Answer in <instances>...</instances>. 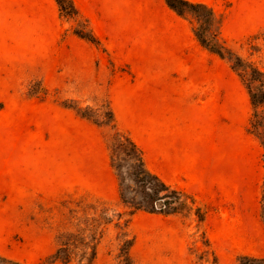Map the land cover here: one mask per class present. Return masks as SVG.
<instances>
[{"label":"rangeland","instance_id":"rangeland-1","mask_svg":"<svg viewBox=\"0 0 264 264\" xmlns=\"http://www.w3.org/2000/svg\"><path fill=\"white\" fill-rule=\"evenodd\" d=\"M73 1L100 40L99 47L72 34L75 26L83 28L82 20L63 16L55 0H0V64L8 78V93L0 95V154L26 155L40 164L34 170L40 175V199L35 198L34 206L20 209L15 225L9 222L7 209L0 207V254L27 264H47L60 231L85 228L72 218L71 210L78 200L92 198L81 185L88 172L105 161L122 166L124 181L120 186L112 169L117 198L107 202L114 210L109 214L111 224L87 226L89 235L104 234L93 264H114L115 238L127 220L134 239L130 256L139 264H213L214 259L217 264H238L240 256L264 257L262 192L244 215L197 203L180 215L135 211L129 216L120 193L143 206L150 202L131 180L132 152L117 145L109 128L92 122L107 123L108 108L113 110V102L129 87H200L215 72L218 78L232 73V87L247 93L244 83L250 71L240 78L226 60L200 49L193 31L201 23L191 12L183 18L192 29L189 41L182 33L152 30L141 17L129 24L115 19L111 5L101 0ZM214 13L225 45L245 62L264 69V0H242L235 6L224 1ZM205 31L211 42L214 26L209 20ZM254 113L255 132L264 141V132L257 128L264 110L254 112L251 106L250 118Z\"/></svg>","mask_w":264,"mask_h":264},{"label":"crops","instance_id":"crops-1","mask_svg":"<svg viewBox=\"0 0 264 264\" xmlns=\"http://www.w3.org/2000/svg\"><path fill=\"white\" fill-rule=\"evenodd\" d=\"M101 1L111 5L110 14L115 19L129 24L141 17L152 30L182 33L192 41L188 21L170 10L164 0ZM185 1L215 11L224 1L235 6L242 0ZM2 72L0 64V95L8 93V78ZM217 76L215 72L209 74L200 87H129L112 105L118 127L142 150L151 173L200 205L244 215L260 199L264 149L248 132V94L232 87V73ZM25 156L0 154V192L5 195L0 207L7 209L9 222L14 225L20 209L30 208L35 198L40 199V175L34 173L40 164ZM81 186L92 198L106 202L117 198L116 177L108 162L92 168Z\"/></svg>","mask_w":264,"mask_h":264},{"label":"trees","instance_id":"trees-1","mask_svg":"<svg viewBox=\"0 0 264 264\" xmlns=\"http://www.w3.org/2000/svg\"><path fill=\"white\" fill-rule=\"evenodd\" d=\"M55 2L63 16L77 22L82 20L73 0H55ZM164 2L177 16L184 18L186 12H191L195 15L197 21H200V27L194 30L193 33L202 49L221 60H226L230 64L232 71L236 72L240 78H242V75L240 74L247 75V71H250V75L248 79L245 80L246 83H244V85L250 97L251 106L253 107L254 112L257 108H262L264 110V69L259 68L252 63L245 62L225 45L220 39V19L215 16L212 8L185 0H164ZM201 10L207 14L206 17L199 15L201 14ZM208 20L210 24H213L214 26V33L211 37V42L206 41L205 37V26L208 25ZM82 23L83 28L75 26L72 29V34L80 40L99 47L101 45L100 40L89 29L87 21L82 20ZM69 109L76 111L77 115L82 119L91 120L90 116L73 108ZM255 118L256 114L254 113L253 118H250L248 132L253 134L259 140L264 149V141L261 140L260 133L255 132ZM92 122L99 128H109L114 133V141L119 142L117 145L122 147V149H125L126 145V147H129L132 152L131 180L137 186L144 189L150 202L147 206H143L139 203L128 201L123 196V193H120L122 204L130 209L129 216L135 211H144L149 214L180 215L183 211L189 213L192 206L197 204L192 196L165 184L158 176L151 173L146 168L142 150L135 144L127 132L118 127L114 112L111 108H108L107 123ZM257 128L261 130V133L264 132V114L260 123L257 124ZM121 140H123V142ZM115 143L116 142H114V144ZM122 154L126 155V152L124 151ZM111 167L116 171L121 186L124 181H122L123 178L121 175L122 166L112 163ZM183 198L188 200L190 205H187ZM196 210H200V208L198 207ZM71 213L73 214L72 218H75V220L78 221V224H82L85 228L78 229L75 232L60 231L56 235V250L48 258L47 264L55 262L60 264H93L97 258L98 246L103 240L104 234L101 231L98 235L95 233L89 235L87 233L89 232L87 226L89 223L93 224L95 222L104 227L110 225L112 218L109 214L114 213V210L110 208L109 203L106 201L97 198L84 197L76 202V209L71 210ZM78 214H80L79 217H77ZM202 214L200 221H203L204 219V211ZM261 217L264 222V184L261 198ZM117 224L118 223L115 224V227H117ZM127 225L128 220L125 222L124 229L120 231L115 238L117 252L113 259L114 264H139L130 256V250L133 246L134 239L128 233ZM0 264L27 263L19 262L0 255ZM213 264H217L215 259L213 260ZM238 264H264V257L254 258L240 256L238 258Z\"/></svg>","mask_w":264,"mask_h":264}]
</instances>
